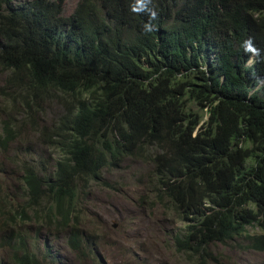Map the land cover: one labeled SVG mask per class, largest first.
I'll return each instance as SVG.
<instances>
[{
	"label": "trees",
	"instance_id": "obj_1",
	"mask_svg": "<svg viewBox=\"0 0 264 264\" xmlns=\"http://www.w3.org/2000/svg\"><path fill=\"white\" fill-rule=\"evenodd\" d=\"M15 1L0 0L4 93L22 115L64 111L52 169L10 153L19 132L0 119V172L10 153L25 191L0 192V264H55L48 233L86 246L78 196L127 158L152 162L155 200L186 222L178 250L246 238L263 251L264 0H79L69 15L65 0Z\"/></svg>",
	"mask_w": 264,
	"mask_h": 264
},
{
	"label": "rangeland",
	"instance_id": "obj_2",
	"mask_svg": "<svg viewBox=\"0 0 264 264\" xmlns=\"http://www.w3.org/2000/svg\"><path fill=\"white\" fill-rule=\"evenodd\" d=\"M27 1L15 3L21 5ZM78 1L65 0L64 14L69 15ZM254 90L264 99V83ZM4 91L11 92L5 87V73L0 71V119L8 118L7 123L16 126L19 132L18 142L12 145L10 153L16 148L27 151L29 154L25 153V157L32 159L29 163L41 160L45 167L52 169L58 156L48 148V135H53L63 114L60 103L53 100L38 111L33 108L31 113L22 115L19 95ZM2 96L10 101H3ZM193 108L202 123L207 120L206 109ZM151 150L159 152L157 147ZM9 154L3 157L5 172H0V192L24 197L20 166ZM156 181L152 162L127 158L117 167L103 171L99 184L89 182L77 199L78 233L87 245L73 251L61 233L56 238L55 233H48L49 254L55 264H264V250L251 249L254 241L246 238L211 245L207 249L209 256L178 250L175 241L186 237V222L167 202L155 200ZM257 233L264 236V231Z\"/></svg>",
	"mask_w": 264,
	"mask_h": 264
},
{
	"label": "clouds",
	"instance_id": "obj_3",
	"mask_svg": "<svg viewBox=\"0 0 264 264\" xmlns=\"http://www.w3.org/2000/svg\"><path fill=\"white\" fill-rule=\"evenodd\" d=\"M252 58H253V57H252ZM252 58H251V59H252ZM249 62H250V61H249Z\"/></svg>",
	"mask_w": 264,
	"mask_h": 264
}]
</instances>
